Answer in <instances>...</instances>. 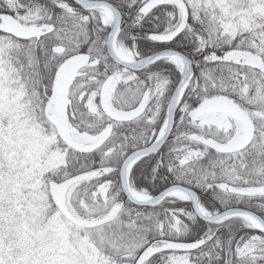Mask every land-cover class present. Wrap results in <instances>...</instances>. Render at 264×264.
<instances>
[{"label": "snow or ice", "instance_id": "6c2138e0", "mask_svg": "<svg viewBox=\"0 0 264 264\" xmlns=\"http://www.w3.org/2000/svg\"><path fill=\"white\" fill-rule=\"evenodd\" d=\"M0 264H264V0H0Z\"/></svg>", "mask_w": 264, "mask_h": 264}]
</instances>
